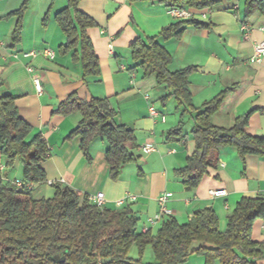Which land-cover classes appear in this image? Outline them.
<instances>
[{"label": "crops", "instance_id": "crops-1", "mask_svg": "<svg viewBox=\"0 0 264 264\" xmlns=\"http://www.w3.org/2000/svg\"><path fill=\"white\" fill-rule=\"evenodd\" d=\"M24 1L0 0V96H14L20 116L32 127L30 139L41 135L47 143L50 153L42 164L47 185L59 183L89 199L103 193V209L117 210L129 205L138 218V232L145 233L148 228L154 234L167 218L185 224L196 211L206 208L213 209L223 232L228 217L242 198L264 197V158L248 155L242 159L233 147L220 148L217 166L208 170L196 189H186L178 171L195 151L191 135L194 122L189 131H183L186 137L180 141H167L166 135L191 113L182 117L183 108H178L173 97L163 100L169 92L158 86L153 76L143 78L130 50L137 40L157 37L158 43L172 56L171 72L194 68L189 87L195 112L227 91L222 106L213 116L214 125L230 128L237 118L253 112L246 132L264 138V115L258 112L264 110V57L259 63L251 62L256 46L264 43V16L256 14L245 22V0L225 1L216 8L197 12L199 16L194 20L209 26H189L180 39L168 41L159 34L175 18L158 0H79V10L96 22L87 33L99 59V82L86 81L80 64L72 62L71 54H59L58 48L66 38L54 17L66 7L68 0H41L36 13L28 10L23 19L21 42L13 43L17 18L11 14ZM48 10L49 19L44 24ZM35 78L39 80L40 90ZM71 93L85 100L108 98L116 110L115 121L134 130L139 160L124 166L117 180L109 174L104 140L92 144V162L81 151L80 138L67 140L81 116L77 113L61 116L55 111ZM150 108L159 116L152 117ZM168 113L173 116L171 121ZM147 144L155 148L149 154L143 151ZM4 169L5 160L0 154V173ZM10 180L22 182L23 177ZM46 184L38 186L42 188ZM35 188L32 187L33 193ZM49 189L48 186L52 198L55 191L53 194V189ZM219 190L226 191V195H210L211 191ZM166 194L172 195L166 203L170 214L150 226L148 221L160 213L158 199ZM128 195L135 196L136 201L118 206ZM252 239L264 243V221L255 222ZM151 253L145 251L143 264L154 263ZM193 259L186 264H205L202 257Z\"/></svg>", "mask_w": 264, "mask_h": 264}, {"label": "trees", "instance_id": "trees-1", "mask_svg": "<svg viewBox=\"0 0 264 264\" xmlns=\"http://www.w3.org/2000/svg\"><path fill=\"white\" fill-rule=\"evenodd\" d=\"M158 1L168 10L199 12L235 0ZM28 4L29 0H25L20 9L11 14L17 18L12 37L16 45L21 42ZM243 12L245 22L256 14L264 16V0H245ZM48 19L49 12L44 24ZM54 19L66 38L58 48L59 54H71L72 62L80 64L83 78L99 82V59L87 33L96 22L79 10V0H68ZM189 26L206 28L209 25L194 19H175L159 37L165 41L180 39ZM130 50L143 78L153 76L158 86L169 92L163 100L173 97L178 108H183L182 117L197 111L189 87L194 68L171 72L172 56L158 43L157 37L137 40ZM226 94L224 91L204 103L200 112L192 116L195 151L187 158L186 166L178 171L187 190L196 189L208 170L217 166L220 148L233 147L242 159L248 155L264 158V138L246 132L253 112L237 118L230 128L214 125L213 116ZM258 112L264 115V110ZM55 113L81 116L67 140L80 138V149L88 162L93 160L94 141L98 138L105 141V160L111 179L117 180L124 166L139 160L134 130L115 121L116 110L108 98L85 100L71 93ZM182 126L180 123L170 129L166 140L184 139ZM31 133L32 127L20 116L16 98L0 96V154L5 160V169L0 173V264H143L142 258L148 248L154 253V264H186L194 255L203 257L205 264L264 261V243L252 239L255 222L264 221V197L242 198L228 217L223 232L213 209L206 208L196 211L188 223L180 224L169 217L155 234L152 231L140 233L138 218L129 205L117 210L99 208L88 196H80L59 183L52 186L54 197L34 198L32 187L47 183L42 164L48 159L50 150L41 135L30 139ZM18 162L23 168V187H18L8 176ZM133 247L138 249V260L129 257Z\"/></svg>", "mask_w": 264, "mask_h": 264}, {"label": "built area", "instance_id": "built-area-1", "mask_svg": "<svg viewBox=\"0 0 264 264\" xmlns=\"http://www.w3.org/2000/svg\"><path fill=\"white\" fill-rule=\"evenodd\" d=\"M169 11V14L175 18V19H183V20H190V19H194L195 16L197 15L196 11L190 10V9H179V8H172ZM110 50H112V47H110ZM47 55L49 57H53V54L51 52H47ZM264 57V43H261L259 45L256 46L255 49V55L251 58V62L252 63H259L261 62V59ZM35 84L37 86V89L40 90V85H39V80L37 78L34 79ZM146 98H149L148 95H146ZM150 114L152 117L156 118L158 117V113L155 111L154 108H150ZM155 150L154 146L152 144H147L143 147V151L146 154H149L151 152H153ZM15 184L18 187H23V183L20 181H16ZM49 186H53V183H49ZM210 195L212 197H220V196H225L226 195V191H211ZM171 194H166L164 196H161L158 199L159 205H160V213L155 216L154 218L150 219L148 221L150 226H155L162 218L163 215H168L170 214V211L167 209L166 207V203L168 201V199L171 197ZM90 201L98 206L99 208L103 207L104 204V194L103 193H98L96 196L92 197L90 199ZM136 201V197L132 196V195H128L125 199L119 201L117 204L118 206H123L126 203H133ZM149 229L146 228L145 229V233L148 232Z\"/></svg>", "mask_w": 264, "mask_h": 264}, {"label": "rangeland", "instance_id": "rangeland-1", "mask_svg": "<svg viewBox=\"0 0 264 264\" xmlns=\"http://www.w3.org/2000/svg\"><path fill=\"white\" fill-rule=\"evenodd\" d=\"M41 0H29V4H28V10H30L31 12H35L36 13V10L39 8L40 6V2ZM51 3V2H50ZM27 10V11H28ZM49 12V10H48ZM48 12H46V14H48ZM45 14V15H46ZM52 14V12H51ZM45 15L43 18H45ZM50 15V14H49ZM199 16V15H196L195 18ZM197 114V112H195V115ZM191 114L186 116V118L184 120H182V124H183V131H189L190 130V127L192 126L191 122H194V120L192 121L191 119ZM173 118L172 114L168 113V119L171 121V119ZM170 129V128H169ZM102 138H98L94 141V144H101L102 143ZM105 142V141H104ZM9 176L11 179H15L17 177H23V168H22V165L21 163H17L9 172ZM48 186L49 185H45V186H42V188H40L38 185H36V188L34 190V193L33 195H35L36 197H40V198H49L50 197V194H48ZM45 188V189H44ZM49 188L53 189V194H54V187L52 186H49ZM40 189H44L41 193H38L40 191ZM49 189V190H51ZM148 251H151L152 253V260L154 261L155 263V256H154V253L152 251L151 248H148ZM129 257L130 258H133L135 260H138L140 259V255L138 254V249L136 247H133L130 252H129ZM196 257H200V256H197V255H194L192 256L190 259L191 260H194L193 258H196ZM203 258V257H202ZM191 260H189L188 262H191ZM204 262H205V259H204ZM154 263H150V264H154ZM219 264V263H217Z\"/></svg>", "mask_w": 264, "mask_h": 264}, {"label": "water", "instance_id": "water-1", "mask_svg": "<svg viewBox=\"0 0 264 264\" xmlns=\"http://www.w3.org/2000/svg\"><path fill=\"white\" fill-rule=\"evenodd\" d=\"M107 261H109V260H107ZM106 261H104V263H105Z\"/></svg>", "mask_w": 264, "mask_h": 264}]
</instances>
